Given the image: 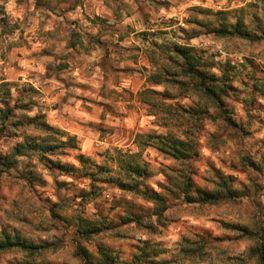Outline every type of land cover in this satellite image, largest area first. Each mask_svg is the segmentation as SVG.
I'll use <instances>...</instances> for the list:
<instances>
[{
  "label": "clouds",
  "instance_id": "9594fccd",
  "mask_svg": "<svg viewBox=\"0 0 264 264\" xmlns=\"http://www.w3.org/2000/svg\"><path fill=\"white\" fill-rule=\"evenodd\" d=\"M0 264H264V0H0Z\"/></svg>",
  "mask_w": 264,
  "mask_h": 264
},
{
  "label": "trees",
  "instance_id": "16d2710c",
  "mask_svg": "<svg viewBox=\"0 0 264 264\" xmlns=\"http://www.w3.org/2000/svg\"><path fill=\"white\" fill-rule=\"evenodd\" d=\"M177 155H179V151L176 152ZM139 174V173H138Z\"/></svg>",
  "mask_w": 264,
  "mask_h": 264
}]
</instances>
